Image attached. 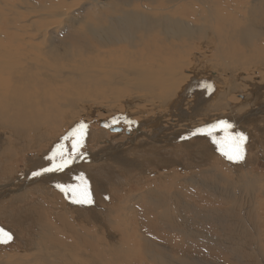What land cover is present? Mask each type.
I'll return each instance as SVG.
<instances>
[{
	"label": "bare ground",
	"instance_id": "obj_1",
	"mask_svg": "<svg viewBox=\"0 0 264 264\" xmlns=\"http://www.w3.org/2000/svg\"><path fill=\"white\" fill-rule=\"evenodd\" d=\"M46 1L0 0V226L20 245L0 251V264H205L216 258L201 249L195 225L220 223L238 196L244 210L232 207L229 225H242L263 262L264 174L254 167L263 155L249 148L264 143V0H163L158 9L94 0L103 14L85 17L74 0ZM61 32L80 35L79 46L62 47ZM190 40L207 48L192 62L181 57ZM82 120L122 129L87 126L82 155L67 167L111 203L94 188L92 205L72 203L57 188L76 184L66 169L33 187L32 173L19 175L22 165L50 167L41 155ZM220 121L260 131L238 127L249 148L237 169L211 137L192 135ZM203 186L216 200L205 201Z\"/></svg>",
	"mask_w": 264,
	"mask_h": 264
},
{
	"label": "rangeland",
	"instance_id": "obj_2",
	"mask_svg": "<svg viewBox=\"0 0 264 264\" xmlns=\"http://www.w3.org/2000/svg\"><path fill=\"white\" fill-rule=\"evenodd\" d=\"M111 2V3H114V4H116V0H100V2H104V3H107V2ZM124 1H126L127 2V5H132L133 4V0H124ZM162 1L163 0H146L145 1V4L146 5H149V4H151V7L152 8H154V9H158L159 8V6L161 5V3H162ZM57 2V0H47L46 1V3H51L52 5L54 4V3H56ZM73 2H75L77 5H79V7H77V8H80L79 9V15L80 16H83V17H85L87 14H90V15H92V14H100V15H102L103 14V12H104V9H101V10H99V11H96V5H95V2H94V0H91V2L90 3H88V5H86V6H83L82 5V2L80 1V0H74ZM164 7L165 8H171V6H169V5H166V4H164ZM81 10V11H80ZM111 23H112V21H111ZM60 37V39H59V44L62 46V47H66V48H68L69 47V50H72V48L73 47H75V46H79V44H78V40H77V38L80 36V35H78L77 36V38H75V37H73L72 38V36H67L66 34H64L63 32H61L60 33V35H59ZM159 40H163V36H161V37H159ZM69 42H71V43H69ZM81 42V41H80ZM165 42H168V40H166ZM186 44H187V54L186 55H183V56H181V57H187L188 55H190L191 57H190V61L192 62L193 61V55L195 54V53H197V52H203V51H205L207 48H206V46L204 45V43L203 42H201V41H199V40H190V41H186L185 42ZM82 44V43H81ZM179 44H181V43H178V45ZM83 45V44H82ZM208 67H209V69H206L205 70V73L206 74H208V75H210V74H212L213 75V68L210 66V65H208ZM207 67V68H208ZM211 69V71H210V73L208 72L209 70ZM208 72V73H207ZM219 93V92H218ZM217 93H215L213 96H212V98L213 97H215V95H216ZM83 119H85V118H83ZM118 119H120V118H118ZM83 121V120H82ZM86 122V123H85ZM82 123H84V124H86L87 126H95L96 124H98V125H101V124H105V126L108 128V129H113V130H118V133H122V129H119L118 127H120V126H118L117 124H116V122L115 123H113V121H109V122H105V121H100L99 123L98 122H87V120H84ZM90 123V124H89ZM126 123V122H125ZM229 123H231V122H229ZM256 123V122H255ZM251 124V125H249L248 126V124L245 122V124H243L242 123V121H241V123L240 124H238V126L237 127H235L234 125H233V128L230 130L232 133L234 132V133H236V132H240V131H238L239 129H238V127H242V129L244 128V129H246L248 132L250 131V136L252 135V134H260V131L258 132V130L255 128V126H256V124ZM89 124V125H88ZM114 124V125H113ZM116 124V125H115ZM243 124V125H242ZM252 125H254V126H252ZM116 127V128H115ZM208 127H210L209 125H208ZM254 127V128H253ZM235 128V129H234ZM205 129H207V127H205ZM238 129V130H237ZM249 129V130H248ZM252 129H253V131H252ZM256 129V130H255ZM257 131V132H256ZM72 131H69L68 133H66V134H64L63 135V137H62V141H61V143H63L64 142V144L66 145V147L70 150L71 149V146H70V141H65L64 140V137L65 136H67V135H69L70 133H71ZM244 134H245V132H243ZM252 133V134H251ZM216 134V137L217 138H219L220 136H222V133H220L219 131L218 132H216L215 133ZM249 135H247V136H249ZM205 136V135H204ZM207 137H210V136H207ZM252 137V136H251ZM249 138V137H248ZM182 141V139H178V140H173V142H175V143H180ZM248 141V140H247ZM255 141L256 142H258V146H253V148H249V144H245V146H246V148L245 149H247V148H249V152H252L251 154L252 155H256V156H259V157H261V155H263V160H260V161H258L257 162V164L256 165H254V167H256L257 169V171H259V172H262L263 174H264V150H263V148H262V146H264V143H259V140L257 139L256 140V138H255ZM59 143V142H58ZM57 143V144H58ZM54 144H56V141H54V143L51 145V147L49 148V149H47L48 151H46L45 152V154H43V155H41V157H40V160L42 161V163H47V162H50L48 159H47V156H50L51 154H52V152L53 151H55L56 149H55V147H56V145H54ZM211 144V143H210ZM213 145L214 146H216V144H214L213 143ZM55 146V147H54ZM244 146V147H245ZM217 147V146H216ZM255 147V148H254ZM262 149V150H261ZM49 150H50V152H49ZM252 150V151H251ZM259 151V152H258ZM246 152V151H245ZM246 156V155H245ZM30 158H32L31 156H29ZM80 157V156H79ZM201 157H204V156H202V155H199V159L201 158ZM42 158V159H41ZM77 158V157H76ZM75 158V159H76ZM199 159H198V161H199ZM202 159V158H201ZM74 161V160H73ZM194 163V162H193ZM242 163H244V160L242 161V162H239V163H233V162H230V166L231 167H233L234 169H237ZM31 165H34V163H32ZM23 167V168H22ZM28 167H26V166H21L20 167V176H24V174H25V172L27 173V172H29V173H33L34 171H27L26 169H27ZM66 169V175H64L65 177L67 176V177H71V179L73 180V182L75 181V183L76 184H78L79 183V181L76 179L77 177H79V176H81V175H83V176H85V178H86V180H87V182H90L89 181V179H88V177L89 176H86V174L84 175L83 174V171H79V170H76V169H72V170H74V171H68L67 172V170H70V169H67V168H65ZM159 169V171H163V172H165V169H161V168H158ZM167 171V170H166ZM153 176L155 177V174L154 173H152L151 174V177L153 178ZM26 177V176H25ZM30 178H29V186H31V187H33V186H35V185H37L38 183H40V181H42V178L43 177H33V176H29ZM32 178H33V180H32ZM37 180V181H36ZM40 180V181H39ZM6 181H8V180H6ZM39 181V182H38ZM32 182V183H31ZM38 182V183H37ZM96 182V181H95ZM35 183H37V184H35ZM15 184H17V183H15ZM31 184V185H30ZM35 184V185H34ZM92 188H94L93 190H94V192L96 193V192H98V194L100 195V196H102L103 195V200L104 201H106V202H108V203H111L112 202V196H109L110 194H107V192L105 193L103 190H101V189H99V186H98V184H94V186L92 187ZM92 188H89V190L90 191H93L92 190ZM97 188V189H96ZM199 188H201V193H202V195L204 196V198H206L205 199V201L206 202H212L213 201V199L214 200H216L215 198H214V196H213V193L212 192H214V191H212V190H210L209 188H205L204 186L203 187H199ZM204 188V189H203ZM12 189V188H11ZM99 189V190H98ZM203 190V191H202ZM204 190H205V192H204ZM207 191V192H206ZM104 193L106 194V197H105V195H104ZM206 193V194H205ZM210 196L212 197V198H210ZM244 197H245V195H244ZM106 198H109V199H106ZM239 196H238V198L236 199L235 197L233 198V199H230V203H228L227 205H226V207H229V210H231L232 211V207H233V210H234V212L236 213V214H239V213H243V212H240V211H242V210H244V209H242L241 210V207H239V206H237V204H239L241 201H242V199L243 198H241V199H239ZM238 200V201H237ZM225 202V201H224ZM224 204H226V203H224ZM235 204H236V206H235ZM225 206V205H224ZM235 208H240V209H235ZM237 210H240V211H237ZM231 211L229 212V215H227V216H225L224 215V217H222V219H225V220H223L222 221V219L220 220V223H216V221L214 220H212L211 218H208V219H202L201 221H200V224L199 225H195V226H197V228H199L201 231H203L202 232V245H201V249L204 251V252H206V253H208V254H210L211 255V257L213 256L214 258H216V260H208L209 258H206L205 259V264H263L264 263V261L263 262H260V259H257V254L256 253H253V249H250V247H249V244H248V239L251 237H248V235L247 234H245V233H240V231H241V227H242V225H235L236 226V229H233L232 228V225H229L231 222H232V218H233V213H231ZM185 212V211H184ZM185 215L186 216H188V217H190V215H189V213H185ZM206 218H207V216H206ZM209 222V223H208ZM222 222H225V224H223ZM4 223V222H3ZM227 223V224H226ZM3 225V224H2ZM171 226H173V229H174V226H175V228H177V227H179V225H171ZM240 226V227H239ZM259 227L261 226V228H260V233H261V235L263 234V238H264V225H258ZM1 227V226H0ZM3 227L4 228H9V226L8 225H3ZM194 226L193 225H190V227L189 228H187V230H190L191 228H193ZM102 229H103V231L106 229L105 228V226L104 227H102ZM216 230V231H215ZM107 231L105 230L104 231V233H106ZM210 233V234H209ZM231 233V234H230ZM209 235V236H207V235ZM212 234V235H211ZM215 234V235H214ZM239 234V235H238ZM242 234H244L243 236H242ZM205 235V236H204ZM219 235V236H218ZM225 235V236H224ZM232 235V236H231ZM235 235V236H234ZM14 238H13V240L10 242V243H8V244H0V251H4V250H6V253H8V254H12L13 253V251H14V249H17V248H19V246H17L18 244H19V240H18V237H17V235H15V236H13ZM144 237V236H143ZM204 237H206V238H204ZM231 237V238H230ZM244 237V240H242V238ZM105 238H106V240H108V241H111V240H113V239H111L110 237H109V235H107L106 234V236H105ZM219 238V239H218ZM222 240H221V239ZM224 238V239H223ZM213 239V240H212ZM242 240V241H241ZM225 241V242H224ZM229 241H230V243H229ZM234 242L236 243L235 245H234ZM244 242V243H243ZM221 244V245H220ZM234 245V248L237 250H234V248H232V250H231V254L228 252V250L226 249L227 248V245ZM240 244V245H239ZM244 244V245H243ZM223 245V246H222ZM264 245V244H263ZM238 246H241V247H238ZM245 246V247H244ZM15 247H17V248H15ZM225 248V249H224ZM252 251V252H251ZM237 254H238V256L239 255H245L244 256V258H237ZM252 254V255H251ZM73 255H76L77 256V254H73ZM224 255V256H223ZM255 255V256H254ZM227 257V258H226ZM232 259H231V258ZM82 259H79V261H81ZM238 260H239V262H238ZM259 260V261H258ZM242 261V263H240ZM246 261H249V262H246ZM256 261V262H255ZM209 262V263H208ZM217 262V263H216Z\"/></svg>",
	"mask_w": 264,
	"mask_h": 264
},
{
	"label": "snow or ice",
	"instance_id": "obj_3",
	"mask_svg": "<svg viewBox=\"0 0 264 264\" xmlns=\"http://www.w3.org/2000/svg\"><path fill=\"white\" fill-rule=\"evenodd\" d=\"M204 88H209L210 85L202 84ZM116 121L114 120L113 123ZM128 124H133V121L125 120ZM233 125L227 121H220L216 124L211 125L207 129H199L193 132L192 135L204 134L211 137L212 142L217 145V149L220 151L227 160L233 163L242 162L245 158V144L247 142V136L242 132L232 133L230 130ZM87 125L81 123L77 128L73 129L72 132L64 137L65 141L71 142V149L69 150L64 143L57 145L56 150L47 157L51 161L50 167H44L38 171L32 173L33 177L41 176L45 173L60 172L65 168L69 167L73 160L82 155L80 149L84 146V139L86 135ZM219 131L222 136L216 137L215 133ZM78 184H58L57 188L63 192L66 196L71 199L74 204L88 206L94 203L91 191L87 185L86 178L81 175L76 178ZM70 194V196H69ZM11 232L0 227V244H8L13 240Z\"/></svg>",
	"mask_w": 264,
	"mask_h": 264
}]
</instances>
